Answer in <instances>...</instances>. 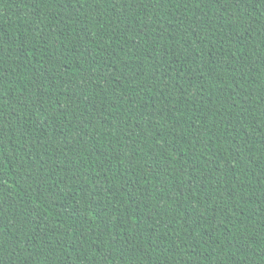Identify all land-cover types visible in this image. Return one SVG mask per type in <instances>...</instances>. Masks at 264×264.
Listing matches in <instances>:
<instances>
[{
  "label": "trees",
  "instance_id": "16d2710c",
  "mask_svg": "<svg viewBox=\"0 0 264 264\" xmlns=\"http://www.w3.org/2000/svg\"><path fill=\"white\" fill-rule=\"evenodd\" d=\"M0 264H264V0H0Z\"/></svg>",
  "mask_w": 264,
  "mask_h": 264
}]
</instances>
